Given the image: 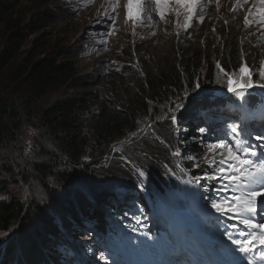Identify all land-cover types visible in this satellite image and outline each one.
<instances>
[{
	"label": "trees",
	"instance_id": "1",
	"mask_svg": "<svg viewBox=\"0 0 264 264\" xmlns=\"http://www.w3.org/2000/svg\"><path fill=\"white\" fill-rule=\"evenodd\" d=\"M9 7L10 0H0V146L6 141L17 142L25 123H35L43 142L28 167L16 165V175L26 187L31 181L24 189L29 207L23 200L0 202V233H7L0 237L7 241L0 247V264H71L66 251L74 248L67 238L76 242L79 254L92 264L128 260L135 241L147 233L142 234V220L132 219L117 202V195L136 190L137 199L155 212L153 195L134 169L143 171L164 198L168 192L188 193L189 189L194 196L195 190L186 181L204 175L209 167L204 159L206 144L212 143L209 130L201 143L197 131L201 119L208 116L207 127L218 132L219 119L236 123L231 112L243 110V118L260 117L264 92H251L243 104L227 89L216 94L217 63L210 51L206 53L199 46L176 53L173 44L164 65L143 66L144 73L139 76L113 78L99 85V77L80 70L67 50L57 51L58 45H49L41 35L33 38L23 53L29 35L43 25L47 14L24 21L10 15ZM237 37V32L229 29L222 45V55H228L221 62L226 72L240 66L239 54L244 49H240ZM21 53L24 55L19 58ZM197 81L201 88L192 93ZM64 87L82 92L50 102L49 96ZM185 91L191 93L187 98ZM13 92L15 97L10 96ZM98 98L101 101L95 114ZM180 103L184 104L182 109L169 111ZM168 115H176L177 124ZM180 126L187 129L184 134L176 133ZM115 144L120 145V151L114 150ZM174 150L180 155L172 154ZM120 156L130 163H124ZM2 167L13 174L7 165ZM140 185L143 192L138 190ZM216 186L215 180L200 179L196 187L202 190L203 205L210 207ZM162 228L158 222L159 231ZM125 229L131 237H125ZM56 239L67 244L64 247V242Z\"/></svg>",
	"mask_w": 264,
	"mask_h": 264
},
{
	"label": "rangeland",
	"instance_id": "2",
	"mask_svg": "<svg viewBox=\"0 0 264 264\" xmlns=\"http://www.w3.org/2000/svg\"><path fill=\"white\" fill-rule=\"evenodd\" d=\"M104 1L105 0H91V2L85 0H10L9 14L24 19V21L35 17L36 14H47L46 19L43 21V25L39 26L35 33L29 35L28 41L22 48V52L24 53V51L28 49L33 38L41 35L49 45L57 44V51L67 50V54L77 64L80 70L90 72L96 77H99V85L104 86V84H108L113 78L119 80L126 79L133 74L138 76L143 74V66L155 68L156 66L164 65V60L170 55V44H173L176 53L184 49L192 51L200 46L202 50L206 49V53L210 51L216 63L219 62L220 59L219 63L221 66L222 58L225 56L228 57V55H222L224 39L227 37L228 30L234 29L239 36L237 37L238 45L240 49L241 47L244 49L242 54H239L240 65L246 62L252 71L253 80L255 81L257 77V80L259 79L258 73L260 63L264 61V36L261 35V31L264 30L258 31V26L255 25L247 28L245 27V10L249 5L245 4L243 9L232 11L230 9L236 4L237 0H219V7H217L216 0H212V2L207 5L203 14V22L193 20V26L185 31L183 28V16L179 18V23H177V18L174 14L166 15L165 18L161 20L157 17L155 11H153L151 13L153 16L151 22L145 20L143 25L140 22L134 25L131 20L126 19L127 10L123 6L126 4V0H120L121 6L117 7L116 12H111L108 6V11L106 10L104 12L107 14L96 11L97 5L102 4ZM123 2L125 3L122 5ZM145 6L153 9L155 7L154 4H147ZM94 11H96V13H94ZM110 16L114 18V23L113 20L110 19ZM97 19L100 20V23L96 22ZM225 21H227V23H225ZM247 52H251L252 55L249 56ZM23 53L19 55V58L24 55ZM204 59L205 56L203 52L202 61H204ZM254 60L256 61L254 62ZM177 63H180V61H177ZM216 77L219 81V85L217 84L219 87L214 88V92L225 93V89H227L226 80L218 68ZM126 83H128V80H126ZM256 90L264 92V89L254 88L250 90V93L256 92ZM81 92L82 89L64 87L61 88L58 93L50 95L49 100L52 102L61 97L78 95ZM10 96L15 97L16 93L13 92ZM100 101L101 99L99 100V98L96 101L97 104L93 110L95 114L98 111L97 106L100 104ZM237 101L243 104L246 98H238ZM113 110L115 109L113 108ZM229 115L236 123H241L243 120V110L229 113ZM220 123L223 129L227 124H231H224L223 121H220ZM86 124V130L89 132L90 129L88 126L91 124L90 114L87 116ZM209 124L210 118L208 116L203 117L197 129L200 127L208 129L207 126H209ZM261 129L263 130V128H260L258 125L255 127L257 135L262 132ZM186 130V128L180 126L176 130V133L184 134ZM209 131L208 133H211L209 139L214 142L216 139L213 135L214 131ZM39 132L40 130L36 128L35 123H25L22 125L20 134L16 138L17 142L11 143V141H6L3 147L0 146V202L6 200H23L25 203L22 202L25 207H29L30 201H28V197L26 198L24 189L29 187L31 181H28V187H26V184L16 175V172L19 170L16 165L19 164L21 167L25 168L35 161L36 151L38 148L40 149V144L43 142V137ZM218 132L220 133V131ZM113 148L115 151H120L121 149L119 144H115ZM175 152L176 150L172 151V154ZM4 164L12 169L13 174L3 169L2 166ZM134 170L137 172L138 176L142 178L141 180L144 186L149 192L151 191L153 195V200H151V202L154 207L153 210L157 213V218H151L150 214L153 212L147 210V206L142 203V200L137 199L136 190L130 191L126 195L118 194L117 202L121 203V207L129 212L132 219L134 218L138 222L142 220V223L139 224L140 231L152 232L154 235H159V222L164 227L162 230L163 234L166 233L167 235L166 240L162 239L166 246L163 248L164 250H170L169 248H172L174 243L182 252L188 248L186 244L190 246V242L196 246L197 243L193 238L195 226L189 224L182 226L179 218L185 215L191 217L192 222L195 220L193 212L199 213L198 206H200L198 196L194 194L192 197L191 190L189 189L188 193L185 190H182L178 194L168 192V198L162 196V199H160V197L154 194L156 190L151 180L146 175H144L145 177H141L139 175L140 169L136 168ZM197 177L200 178L203 177V175ZM144 186L140 185L138 190H142L141 188ZM195 186L196 184H193L192 187L194 188ZM203 189L205 190V187H203ZM145 194L147 193L145 192ZM97 206H101V204H97ZM208 208L211 210V207ZM105 212L108 213L107 208ZM208 213H210L209 216H216L217 214L216 212ZM237 223L235 219H230L228 230L235 231L230 226ZM139 227L137 226L135 228L139 229ZM239 227L243 226L239 225ZM184 231H186L188 235L187 239H184L180 235ZM12 234H15L14 231ZM214 234V238L211 241L215 245L218 253H220L221 249L219 245L223 243L229 247L230 241L222 235L219 229L218 231H214ZM125 237H131L128 235L126 229ZM67 239L72 247L78 248L76 242L72 239ZM59 241L64 242L62 244L64 247L67 244L64 240L56 239V242ZM188 241L190 242L188 243ZM6 243V240L0 238V247L4 246ZM78 254L79 253L75 250L66 251L67 258L70 262H73L71 264H92L86 259L85 255L80 253L78 256ZM167 260L169 264H175V262L170 261L171 259Z\"/></svg>",
	"mask_w": 264,
	"mask_h": 264
},
{
	"label": "snow or ice",
	"instance_id": "3",
	"mask_svg": "<svg viewBox=\"0 0 264 264\" xmlns=\"http://www.w3.org/2000/svg\"><path fill=\"white\" fill-rule=\"evenodd\" d=\"M211 2L212 0H126L123 6L127 10L126 19L131 20L134 25L137 22L143 25L145 20L151 22L153 20L151 13L155 11L161 20L166 15L174 14L177 23L183 16V28L187 31L193 26V20L203 22V14ZM216 2L219 7V0ZM147 4H154V9L146 7ZM245 4L249 5L245 10V27L255 25L258 26V31L264 30V0H237L230 10L243 9ZM108 6L111 12H116L117 7L121 6L120 0H110ZM110 19L114 23V18L110 16ZM96 22L100 23V20L97 19ZM261 35L264 36V31H261ZM217 68L226 80L227 91L240 99L249 95L250 90L254 88L264 89V61L260 63L259 79L255 81L246 62L233 72H226L219 62H217ZM200 88L201 85L197 81L192 88V93H196ZM190 95L188 91L184 92L185 98ZM183 107V103L176 104L169 111L174 112ZM167 118L173 124L178 122L176 115H168ZM260 119L264 120V113L261 114ZM197 131L201 134L203 143V134L208 129L200 127ZM251 136L252 132L249 131L246 122L227 124L216 136L214 142L206 144L204 159L209 167L203 177L186 181L189 184H199L200 179L217 181L218 186L212 188L216 198L210 201V207L220 216L235 219L238 222L230 226L235 231H229L228 225L224 226L222 235L231 242L233 247L221 243L219 245L221 253L227 257V260L217 261L216 264H245V262L253 264V261L257 259L259 264H264V132L254 137L256 141L261 142L258 145L251 142ZM174 155L179 156V151ZM189 159L195 160V157H189ZM213 165L215 167H212ZM194 167L199 165L194 164ZM139 175L143 177L145 173L140 171ZM222 193L227 195H221ZM6 235L7 233H0V236Z\"/></svg>",
	"mask_w": 264,
	"mask_h": 264
},
{
	"label": "bare ground",
	"instance_id": "4",
	"mask_svg": "<svg viewBox=\"0 0 264 264\" xmlns=\"http://www.w3.org/2000/svg\"><path fill=\"white\" fill-rule=\"evenodd\" d=\"M85 1H90V0H85ZM109 2H110V0H105L102 4H98L97 5V7H96V11H98V12H102V13H104L107 9H108V5H109ZM66 4V3H65ZM85 4V3H84ZM125 8V7H124ZM117 10V9H116ZM96 11H94V13H96ZM108 11V10H107ZM216 93V92H215ZM260 105V104H259ZM190 135V134H189ZM204 135V134H203ZM179 139H180V137H179ZM198 139H199V137H198ZM206 139H207V137H206ZM202 143V142H201ZM205 152V151H204ZM120 159L124 162V163H127V164H129L130 163V161L126 158V157H124V156H120ZM182 159V158H181ZM181 163V162H180ZM169 170V169H168ZM171 172V171H170ZM178 176V175H177ZM145 177V176H144ZM195 178V177H194ZM142 179V178H141ZM135 184V183H134ZM213 186V185H212ZM202 191V190H201ZM200 191V194H202V192ZM150 193H151V191H150ZM38 195V194H37ZM41 194H39V196H40ZM90 197H92L90 194H88ZM146 196H147V194H145ZM207 207V206H206ZM202 209H204V208H202ZM212 209V208H211ZM198 212L199 213H196V212H193L194 213V215H195V220H193V222H192V218L191 217H189V216H185V215H182V216H180V218H179V220H180V224L182 225V226H185L186 224H189V225H193L194 226V223L196 222V221H198V219L200 218V216H201V214L203 213V210H198ZM150 216H151V218H157V213H156V211L155 212H153V213H151L150 214ZM221 216H220V214H218V216L216 217V221L217 220H219V218H220ZM259 220V219H258ZM222 227H224V226H222V223L219 225V226H215L214 228H213V230L214 231H218V229L220 230V229H222ZM181 235V237H183L184 239H187L188 238V235H187V233H186V231H184L183 233H181L180 234ZM208 237L212 240L213 238H214V236L213 235H208ZM230 245H229V247H233L232 245H231V242L229 243ZM201 248H202V250H204L205 252L207 251L208 253H209V255L211 256V257H213V259H214V262H213V264H216V262L217 261H220V262H224V261H226L227 260V257H225L221 252L220 253H217L216 252V250L214 249L215 247H212V248H210V245L208 244V240H207V238L206 237H203V242L201 243ZM63 246V245H62ZM186 246L188 247V250H189V253H188V255H186L187 256V259H188V261H189V258H190V256H191V254H192V258H193V260H192V262H190V264H193V263H195V260H196V257H197V252H198V250L200 249V248H198L197 250H196V252L195 251H193V249H192V247L193 246H188L187 244H186ZM160 247H161V249H163L164 247H166L165 246V244L162 242V241H160ZM72 248H74V247H72ZM74 250L77 252V253H79L78 252V248H74ZM196 254V255H195Z\"/></svg>",
	"mask_w": 264,
	"mask_h": 264
}]
</instances>
